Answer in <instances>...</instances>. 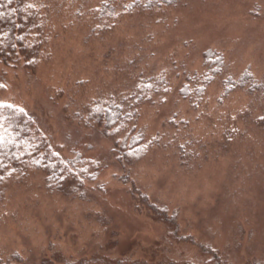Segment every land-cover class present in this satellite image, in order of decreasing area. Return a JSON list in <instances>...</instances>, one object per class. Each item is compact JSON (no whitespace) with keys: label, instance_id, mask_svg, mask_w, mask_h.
Listing matches in <instances>:
<instances>
[{"label":"rangeland","instance_id":"rangeland-1","mask_svg":"<svg viewBox=\"0 0 264 264\" xmlns=\"http://www.w3.org/2000/svg\"><path fill=\"white\" fill-rule=\"evenodd\" d=\"M108 1L118 9L101 18ZM37 6L40 58L0 62V103L30 112L83 184L13 180L0 264H206L201 246L264 264V0ZM209 51L225 67L204 86ZM110 102L132 113L121 139L142 133L148 152L121 158L92 112ZM149 204L177 213L180 236Z\"/></svg>","mask_w":264,"mask_h":264},{"label":"trees","instance_id":"trees-1","mask_svg":"<svg viewBox=\"0 0 264 264\" xmlns=\"http://www.w3.org/2000/svg\"><path fill=\"white\" fill-rule=\"evenodd\" d=\"M37 5L38 0H0V62L4 65L14 67L21 65L24 68L36 66L44 36ZM136 6H140V3H134L130 8ZM117 9L118 6H113L112 1L104 2L99 14L101 18H106L107 11L114 14ZM105 27L103 26L102 30H105ZM205 57V65L209 72L201 82L204 86L225 67L221 54L209 51ZM161 82L163 85L165 80ZM151 87L153 89L155 84ZM143 96L141 93L140 97ZM95 108L92 112L96 113V116H92L103 127L104 132L115 139V146L120 151L122 159L134 160L135 155L148 152L142 133L126 134L123 140L119 135L123 132L124 121L132 116L129 108L115 102L101 104ZM113 127L116 130L112 132ZM28 171H42L46 175L48 187L57 190L71 185L76 180L77 183L83 184L77 179L73 167L40 129L36 118L30 112L12 104L0 103V195H3L13 180H21ZM149 207L156 217L163 218L175 227L176 212L170 216L166 206L149 204ZM174 233L180 236L177 225ZM201 247L209 256L206 264H232L211 246Z\"/></svg>","mask_w":264,"mask_h":264}]
</instances>
